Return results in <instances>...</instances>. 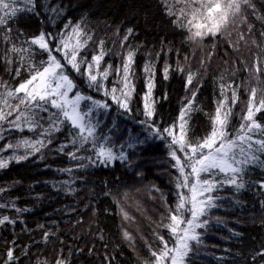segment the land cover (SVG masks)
Segmentation results:
<instances>
[{"label":"snow or ice","instance_id":"obj_1","mask_svg":"<svg viewBox=\"0 0 264 264\" xmlns=\"http://www.w3.org/2000/svg\"><path fill=\"white\" fill-rule=\"evenodd\" d=\"M156 7L161 17L181 31L186 42L199 47L207 40L214 41L207 56L201 57L203 74L200 70L187 71L185 96L175 118L168 120L157 108L159 101L153 95L155 71L150 63L143 67L148 76L147 91L142 96L137 92L134 68L141 46L131 45V38L137 35L134 27H126L122 35L121 29H116L119 51L113 53L106 49L104 38L89 30L83 17L75 22L68 20L60 27L53 23L63 15L59 7L42 4L40 0H0V45H3L0 61L3 71L14 81L0 78V142H3L0 170L36 156L43 160L48 153H53L75 162L74 167L58 169L73 177H83L88 169L114 168L119 163L133 169V177L142 179L144 173L140 164L134 163L136 152L132 150L140 147L142 153L149 140L160 141L167 148L173 189L165 194L156 185L151 186L150 197L160 201L162 210L158 220L149 221L155 225L151 235L156 246L145 240L148 256L139 259V264H198L207 234L221 223V218L214 216L215 211L225 203H232L222 193H240L246 187L245 177L250 169L264 170V46L257 40L252 22H261L259 36L264 40V3L258 7V0H156ZM140 10L146 17L150 16L148 6L142 5ZM48 11L54 12L55 17L48 16ZM42 16L44 19H40ZM21 17L38 19L40 29L26 35L25 29L19 27ZM45 20L51 28L44 26ZM148 23L151 20H146ZM220 40L237 54L232 60V77L241 71L244 75L236 83L221 73L214 111L204 113L208 124L200 135L194 117L203 108L197 103V97ZM165 43L161 41V52ZM116 44L113 41V47ZM242 47L249 48L250 61L239 55ZM171 51L169 47L168 52ZM176 54L179 58V50ZM159 56L158 52L157 59ZM184 60L188 61L187 55ZM228 63L224 60L225 65ZM170 71L166 60L165 81ZM175 71L185 75L179 59ZM138 96L142 107L136 106ZM159 99L167 101V92ZM121 117L140 124L146 133L144 138L139 134H129L127 139L123 135L114 138L112 133L119 127L116 121ZM25 133L32 136L17 138V134ZM74 183L75 179L63 181L62 187L67 186L72 192ZM259 187L264 188V181L259 182ZM9 190L0 187V193ZM104 195L114 198L121 216L122 238L135 251L137 236L124 227V224L137 223L122 203L128 200L127 192L108 190ZM0 209L26 211L12 201L0 203ZM261 212L264 213V201ZM16 224V218L0 215V226ZM261 224L264 225V220ZM50 238L59 241L61 247L53 248L51 261L47 257L38 258L37 264H73L64 256L65 247L69 256L77 252L84 254L83 249L74 251L66 246L57 233H42L45 244ZM6 243L11 246L0 257V264H21V257L30 256L29 245L20 247L16 239ZM94 251L95 246L88 250V255ZM257 256L264 260V250L255 253L252 260ZM113 259L105 253L106 264H112Z\"/></svg>","mask_w":264,"mask_h":264},{"label":"trees","instance_id":"obj_2","mask_svg":"<svg viewBox=\"0 0 264 264\" xmlns=\"http://www.w3.org/2000/svg\"><path fill=\"white\" fill-rule=\"evenodd\" d=\"M40 3L50 4L53 8L59 7L63 10V15L53 21L60 27L68 20L75 22L83 17L89 30L95 31L98 38H104L106 49H111L113 53L119 51V37L114 35L116 29L120 28L122 35L126 27H134L137 35L131 38V45L133 48L141 46L137 65L134 68L137 92L142 96L143 92L147 91L145 83L148 76L143 72V67L145 63H150L155 71L156 81L153 95L159 101L157 108L165 120L170 117L175 118L178 113L181 98L185 96L184 85L187 71L200 70L203 74V69L200 67L201 57L207 56L208 50L214 43L212 40H207L198 47L186 42L181 31L160 16L156 0H40ZM259 3H264V0H258V7ZM133 5L136 7L133 8ZM142 5L149 7V17L140 10ZM41 11L43 12V9ZM47 15L55 17V13L51 11H48ZM146 20H151V23L146 24ZM252 22L255 24L256 38L264 46V40H261L259 36L262 30L261 22L259 20ZM44 26L51 28L52 25L45 20ZM19 27L25 29L26 35H31L40 29V23L36 18L21 17ZM162 40L166 42L163 52L160 51ZM113 41H117L115 47H113ZM169 47L172 49L171 52H168ZM177 50H179V58L176 54ZM158 52L160 56L157 59ZM2 55L3 45H0V57ZM186 55L187 62L184 60ZM236 55L228 49L223 40L217 42L216 55L208 65L207 74L203 76L202 87L197 97V103L203 108V112L194 117L200 135H203L202 129L208 124V117L204 113L214 111V100L218 98L217 84L221 73L226 79H235L236 83L243 78L242 71L235 77L231 75L232 60ZM239 55L242 59L251 60L249 48L242 47ZM111 59L119 64L115 56ZM178 59L179 63L185 67V75L175 71ZM166 60L171 66L167 81L163 79ZM224 60L229 61L228 65L224 64ZM0 78L10 83L14 82L3 71L2 61H0ZM165 92L168 94V100H160L159 98ZM243 99L241 97V101ZM136 106L142 107L139 96L136 99ZM236 111L239 115V109ZM116 123L119 127L112 133L114 138L123 135L127 139L129 134H139L143 139L146 135L143 127L135 120L121 117ZM109 127L112 125L109 124ZM105 131L107 132V129ZM20 135L30 138L32 133L17 134V138ZM60 139L63 140L64 137ZM143 147H146V151L142 153L140 147L132 150L136 152L133 157L134 163H139L144 173L142 179L133 177V169L119 163L114 168L88 169L83 177H73L58 169L74 167L75 162L53 153H48L43 160L36 156L21 164L13 163L6 170H0V187L10 189L0 193V203L12 201L17 207L26 209L19 213L12 209H0V215H9L17 219L15 226H0V257L3 256L7 247L11 246L6 241L16 239L20 247L30 246V256L21 257V264H37L38 258L43 260L45 257L51 261L54 258L53 248L59 249L61 245L59 241L52 238L47 244L44 243L42 233L49 231L57 233L60 240H63L66 246H71L74 251L84 250L83 255L77 252L76 255L69 256L65 247L64 256L69 257L73 264H106L105 253L114 257L112 264H139V259L148 256L145 240L152 243L153 247L156 246L151 235L155 225L149 221L158 220L162 210L158 199L148 200L151 186L156 185L165 194H169L173 189L170 183V165L165 145L160 141L149 140ZM161 163L167 164V170L161 167ZM73 179L75 183L71 187L74 191L69 192L67 186L62 187V182ZM139 179L140 184L134 183V180ZM245 181L246 187L240 193L234 194L232 191L222 193L229 197L232 203H225L215 211L214 216H219L221 223L207 234L202 258L198 264H264V260H261L259 256L255 261L252 260L255 253L264 250V225L261 224L264 220V213L261 212L264 188L259 187V182L264 181V170L250 169ZM13 182H17L14 187ZM108 190L113 193L127 192L128 194V200L122 203L127 211L134 215L137 223L124 224V227L137 236L135 251L122 238V221L117 205L112 196L104 195ZM140 196L147 198V202L140 201ZM135 200L137 203H133ZM213 223L215 224V219ZM39 225L44 227L40 228ZM233 233L239 235H233ZM101 236L103 239L100 238ZM141 236L144 239H141ZM104 245L107 247L105 248ZM93 246L95 251L88 255V250ZM17 253H19V247Z\"/></svg>","mask_w":264,"mask_h":264},{"label":"rangeland","instance_id":"obj_3","mask_svg":"<svg viewBox=\"0 0 264 264\" xmlns=\"http://www.w3.org/2000/svg\"><path fill=\"white\" fill-rule=\"evenodd\" d=\"M190 56V55H189ZM161 167L163 169H166L167 170V164L166 163H161ZM135 182L134 183H141V180H134ZM133 184V183H132ZM133 191V188L131 189ZM136 190V189H135ZM131 191V192H132ZM130 195V194H129ZM136 196V195H135ZM141 197V196H140ZM148 200H153L150 196L148 197ZM140 201H144L143 203H146L147 202V198H144V197H141ZM133 203H137V200L133 201ZM133 215V214H131ZM134 216V215H133ZM129 225V224H128Z\"/></svg>","mask_w":264,"mask_h":264}]
</instances>
